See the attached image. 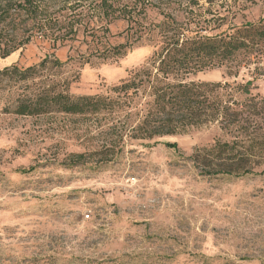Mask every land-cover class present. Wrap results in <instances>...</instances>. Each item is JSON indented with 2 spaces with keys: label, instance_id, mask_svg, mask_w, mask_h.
<instances>
[{
  "label": "rangeland",
  "instance_id": "374dc122",
  "mask_svg": "<svg viewBox=\"0 0 264 264\" xmlns=\"http://www.w3.org/2000/svg\"><path fill=\"white\" fill-rule=\"evenodd\" d=\"M23 1L0 0V16L7 20L0 42L20 47L0 59V71L53 57L63 64L57 79L69 83L70 94L92 96L128 78L154 52L141 43L102 63L96 57L100 43H127L128 24L100 21L101 0H35L48 19L69 20L81 11L87 16L63 46L31 38L37 30L30 15L15 12ZM145 3L153 4L148 21L160 22L162 14L178 18L188 9L212 19V27L223 25L220 31L264 19V0ZM92 32L98 37L87 36ZM255 67L232 75L207 70L189 80L245 83ZM18 91L0 92V264H264V164L242 177L208 176L190 160L197 149L231 139L218 124L152 141L125 139L118 156L102 159L95 153L105 137L111 141L104 134L108 126L59 114H10L6 109ZM252 93L264 102L263 79H255ZM255 121L264 133V114Z\"/></svg>",
  "mask_w": 264,
  "mask_h": 264
},
{
  "label": "trees",
  "instance_id": "16d2710c",
  "mask_svg": "<svg viewBox=\"0 0 264 264\" xmlns=\"http://www.w3.org/2000/svg\"><path fill=\"white\" fill-rule=\"evenodd\" d=\"M148 5L153 7L152 3ZM148 7L145 0L99 3L103 16L100 21L104 19L109 24L122 19L128 24L124 32L128 35L127 43L117 46L100 43L96 57L102 63L118 60L141 43L154 47L145 65L131 71L128 78L104 94L74 97L69 92V83L57 79L63 64L53 57L26 69L6 68L0 71V92L7 88L19 90L7 112L23 117L59 114L94 119L101 128L108 126L104 134L111 140L105 141V137L95 153L102 159L118 156L125 139L152 141L218 124L231 139L197 149L190 160L207 170L208 176L212 173L242 177L253 173L264 164V159H255L264 154V133L259 135L255 127V118L264 114V102L252 93L255 79L264 80V19L220 31L223 25L212 27V19H203L204 14L197 18L188 9H181L178 18L162 14L160 22L148 21ZM16 9V13L30 15L31 26L37 30L31 38L42 36L61 46L74 40L75 28L87 16L81 11L69 20L48 19L35 0H24ZM5 21L0 16V27ZM104 31V35L109 32ZM87 36L98 37L93 32ZM31 38L23 45L31 42ZM19 48L0 42V59ZM252 64L256 66L254 77L245 83L189 80L204 71L222 68L232 75V70L250 68ZM242 97L245 99L241 100Z\"/></svg>",
  "mask_w": 264,
  "mask_h": 264
},
{
  "label": "built area",
  "instance_id": "2783aa9c",
  "mask_svg": "<svg viewBox=\"0 0 264 264\" xmlns=\"http://www.w3.org/2000/svg\"><path fill=\"white\" fill-rule=\"evenodd\" d=\"M87 217H89V216H87Z\"/></svg>",
  "mask_w": 264,
  "mask_h": 264
}]
</instances>
